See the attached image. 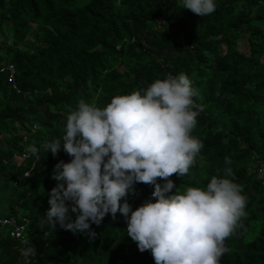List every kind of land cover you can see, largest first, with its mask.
<instances>
[{
  "label": "trees",
  "instance_id": "trees-1",
  "mask_svg": "<svg viewBox=\"0 0 264 264\" xmlns=\"http://www.w3.org/2000/svg\"><path fill=\"white\" fill-rule=\"evenodd\" d=\"M214 2L216 11L202 17L180 0H0V219L23 228L15 237L14 225L0 222V264H156L127 236L119 212L91 225L94 238L45 221L60 183L55 166L73 157L63 142L55 155L41 145L62 135L80 101L96 98L103 108L181 73L202 108L191 135L203 147L188 174L169 177L168 195L206 187L231 167L227 178L242 186L246 216L225 239L219 264H264V0ZM153 192L136 182L121 204L134 211L155 202ZM69 217L77 218L71 208Z\"/></svg>",
  "mask_w": 264,
  "mask_h": 264
},
{
  "label": "clouds",
  "instance_id": "clouds-1",
  "mask_svg": "<svg viewBox=\"0 0 264 264\" xmlns=\"http://www.w3.org/2000/svg\"><path fill=\"white\" fill-rule=\"evenodd\" d=\"M180 7L203 17L217 6L214 0H180ZM196 95L187 75L169 74L147 89L115 95L103 108L94 98L69 110L62 135L41 145L55 155L63 142L73 157L55 166L53 179L60 183L51 190L45 221L94 238L91 225L119 212L127 222V236L141 252L151 250L156 264H219L228 251L225 239L244 227L241 218L246 216L243 188L227 178L233 176L231 167L206 187L168 195L175 188L169 177L188 174L203 147L191 135L202 111ZM26 151L37 155L39 149L30 145ZM231 163L225 157V164ZM136 182L154 185L152 196L158 199L133 211L121 198ZM70 208L77 218L66 222ZM22 252L28 255L32 249Z\"/></svg>",
  "mask_w": 264,
  "mask_h": 264
},
{
  "label": "built area",
  "instance_id": "built-area-1",
  "mask_svg": "<svg viewBox=\"0 0 264 264\" xmlns=\"http://www.w3.org/2000/svg\"><path fill=\"white\" fill-rule=\"evenodd\" d=\"M10 69L12 70V73H13L14 72L13 66H10ZM21 158L23 159L24 156H21ZM25 174L28 175L29 172L27 171ZM259 176L262 179V183L264 184V169H261V173L259 174ZM0 222L1 223H9V224L14 225V230L11 233L13 236L18 237L21 235L23 228H22V226L16 224V220L14 218H1Z\"/></svg>",
  "mask_w": 264,
  "mask_h": 264
},
{
  "label": "rangeland",
  "instance_id": "rangeland-1",
  "mask_svg": "<svg viewBox=\"0 0 264 264\" xmlns=\"http://www.w3.org/2000/svg\"><path fill=\"white\" fill-rule=\"evenodd\" d=\"M239 46H240L241 48H243V47H244L243 42L239 43ZM16 159H17L18 161H21V160H22V158H21L20 156L17 157Z\"/></svg>",
  "mask_w": 264,
  "mask_h": 264
}]
</instances>
